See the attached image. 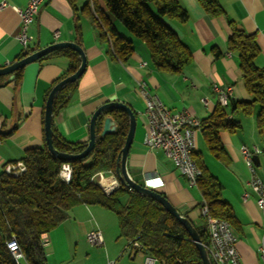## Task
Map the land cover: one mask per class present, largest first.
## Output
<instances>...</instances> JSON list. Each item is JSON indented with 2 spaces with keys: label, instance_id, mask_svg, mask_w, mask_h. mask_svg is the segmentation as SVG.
I'll return each instance as SVG.
<instances>
[{
  "label": "crops",
  "instance_id": "crops-1",
  "mask_svg": "<svg viewBox=\"0 0 264 264\" xmlns=\"http://www.w3.org/2000/svg\"><path fill=\"white\" fill-rule=\"evenodd\" d=\"M6 1L9 6L0 9V67L17 60L23 52L17 39L20 16L13 6L25 7L28 3V0ZM93 1L92 6L90 0H43L30 27L33 35L31 48L37 49L58 41H75L78 26L82 32L86 70L68 103L54 114V123L67 141L84 142L90 138V119L100 105L118 100L131 106L137 117L128 157L131 176L143 185L150 178L161 179L163 184L156 190L188 215L197 230H204L206 222L200 210L204 197L198 185L189 183L163 149L151 148L145 143L148 124L141 84L157 94L172 112L187 110L200 120L210 115L219 102L215 86L232 87L230 103L250 101L253 96L245 88L238 53L228 48L233 31L230 22L257 37L260 52L255 62L264 68V0H219L224 13L218 16L207 12L199 0H178L189 17L184 22L168 20V23L193 53L192 61L179 73L158 70L146 43L115 19L106 9L104 0ZM95 5L104 9L121 34L134 41L135 49L126 61L109 51L110 41L100 39L98 27L91 18ZM68 64L69 59L64 55L37 60L25 66L17 91L13 80L0 86V173L5 164L21 160L27 149L44 144V97L54 81L67 70ZM0 78V83H4L9 75ZM257 105L260 107L254 102L248 114L239 110L232 115L241 124L240 114L251 117L248 138H240L236 131H220L225 147L220 156L209 150L201 129L197 132V155L219 180L223 199L234 209L236 224L232 227L238 237L237 246L244 264H264L260 250L264 245V213L257 205L258 194L249 183L251 173L241 151L243 145L259 148L260 151L254 154V163L258 175L264 180V125L260 130L257 122L260 108L258 111ZM95 228L103 232L104 244L101 246L116 243L115 252L109 250L107 258L104 257L99 264L119 260L128 240L120 238L115 213L98 204L75 206L64 221L43 234L47 258L51 251L56 263H63L69 259L74 244L84 242L87 234ZM137 254L131 256L132 259Z\"/></svg>",
  "mask_w": 264,
  "mask_h": 264
},
{
  "label": "trees",
  "instance_id": "trees-1",
  "mask_svg": "<svg viewBox=\"0 0 264 264\" xmlns=\"http://www.w3.org/2000/svg\"><path fill=\"white\" fill-rule=\"evenodd\" d=\"M199 2L214 16L224 13L219 0ZM104 3L115 19L146 43L151 60L158 70L179 73L192 61L191 49L168 23V20L184 22L189 17L188 11L178 0H104ZM91 18L98 27L100 39L110 41L109 51L126 61L135 49L134 41L118 31L104 9L95 5ZM230 23L233 31L228 39V48L238 53L245 88L253 97L250 101L229 102L227 105L218 102L212 113L201 120L203 137L209 150L216 156L225 151L220 131L235 132L242 126L241 121L232 116L237 111L248 114L251 112V105L259 103L257 122L260 130L264 125V68L255 62L260 44L254 34L246 33L232 21ZM81 37L82 32L78 26L75 42L80 45ZM35 50L37 48L23 50L17 60ZM58 55L68 57V68L48 89L44 101H47L53 86L75 72L81 63L80 53L69 47L52 51L38 60L44 61ZM24 68L25 66L14 72L16 91L20 88ZM77 87L78 81H75L59 91L53 104L54 114L68 103ZM107 114L115 120L117 128L100 137ZM129 127V115L122 109L113 108L100 114L94 150L84 158L68 161L73 166L69 182L59 175L65 161L51 153L46 143L45 131L44 144L27 149L21 159L26 164L24 172L10 175L3 170L0 173V264H16L7 246L12 238L18 241L30 264H48L43 234L56 228L69 211L79 204H98L113 211L120 237L126 238L128 244L139 241L142 247L136 251L152 255L160 264H204L189 231L156 199L130 189L122 182L119 189L106 194L94 182L93 177L101 171L116 173L117 159L125 144ZM52 128L53 143L57 150L78 153L86 148L88 141L70 142L64 139L54 120ZM198 153L195 151L194 154L202 168L198 187L208 202L210 212L236 224L233 207L222 197L221 183L210 173ZM198 231L202 242L207 244V229Z\"/></svg>",
  "mask_w": 264,
  "mask_h": 264
},
{
  "label": "built area",
  "instance_id": "built-area-1",
  "mask_svg": "<svg viewBox=\"0 0 264 264\" xmlns=\"http://www.w3.org/2000/svg\"><path fill=\"white\" fill-rule=\"evenodd\" d=\"M42 2L43 0H28L25 7L13 6L20 16V30L17 34V39L22 45L23 50H29L31 48L30 43L33 40V35L30 33V27L39 13ZM7 6H9V3L6 0L0 1V9ZM141 87L146 99L145 114L148 124V136L145 143L151 148L163 149L191 184L194 165H199L192 163L191 154H195L197 148V132L201 128V120L187 110L172 112L157 94L151 93L148 90L144 83L141 84ZM215 90L217 91L220 103L227 105L229 97L232 94V87L220 88L215 86ZM241 151L250 169L251 177L249 183L258 194L256 200L257 205L264 213V180L258 175L254 163V154H257L260 150L256 146L251 149L243 145ZM3 170L10 175H19L26 170V164L24 161L18 160L5 164ZM72 173V164L68 161L63 162L59 171L60 177L66 182H69L72 178ZM93 180L106 194L116 191L121 185L120 180L113 171H101L93 177ZM162 184L163 181L161 179L150 178L146 181L145 186L156 189L162 186ZM202 203L203 201H201V214L205 219L207 232L211 236H214V244H205L209 256L211 248H218L221 254L222 264H232V259H239L241 264H244L241 252L237 246L238 237L232 227V223L231 228H224L223 221H220V228H215V231H208V223H210V220H208L202 211ZM87 240L93 245H103L104 238L102 230L100 228L91 230L87 234ZM7 246L16 264H30L15 238L10 239L7 242ZM141 247L140 242L135 240L129 242L126 250L130 256H133L137 254L136 249ZM260 250L264 262V245H262ZM211 262L213 264V261ZM144 263L156 264L157 260L152 255L145 254ZM106 264H117V261L109 260Z\"/></svg>",
  "mask_w": 264,
  "mask_h": 264
},
{
  "label": "water",
  "instance_id": "water-1",
  "mask_svg": "<svg viewBox=\"0 0 264 264\" xmlns=\"http://www.w3.org/2000/svg\"><path fill=\"white\" fill-rule=\"evenodd\" d=\"M66 47L72 48L80 53L81 63L75 72L64 77L53 86L47 98L45 105V138H46L47 146L51 151V153L64 161H70L73 159L84 158L88 156L94 150L96 145V139H97L96 128H97V120L99 115L113 108H118L126 111L127 114L129 115L130 127L125 140V144L122 147L121 153L117 159L116 175L118 179L120 180V182L124 183L130 189H133L143 195L151 196L152 198L160 202L189 231L193 241L196 243L200 251V255L202 257L203 263L212 264L208 250L205 244L202 242L199 231L194 226L192 221L186 215H184L175 205H173L170 202V200L166 196H164L161 192L139 183L131 176L128 169V157L137 125V117L131 106H129L125 102L118 100L108 101L100 105L91 116L90 124H89L90 138L87 142L86 148L83 151L78 153H68V152L59 151L55 148L53 143V128H52L53 120H54L53 104L55 97L57 96L59 91L69 83L78 81L86 70V66H87L86 52L80 44L76 43L75 41L54 42L45 47L39 48L31 53H28L24 58L20 60H15L9 64H6L5 66L0 67V76L9 75V78L4 83H0V86L11 82L15 77L14 72L17 69L24 67L31 62L37 61L38 59H40L41 57L45 56L46 54L52 51ZM116 128L117 125L115 120L112 118V116L110 115L105 116L103 122V129L101 131L100 137L104 136L109 132L115 131ZM254 159L256 160V157H254Z\"/></svg>",
  "mask_w": 264,
  "mask_h": 264
},
{
  "label": "rangeland",
  "instance_id": "rangeland-1",
  "mask_svg": "<svg viewBox=\"0 0 264 264\" xmlns=\"http://www.w3.org/2000/svg\"><path fill=\"white\" fill-rule=\"evenodd\" d=\"M259 105H257V110L259 111ZM242 113V112H241ZM242 117V126L236 131V134H239V137L242 139L248 138L250 136V116L245 114H240ZM87 237V236H86ZM119 238V237H118ZM124 238V237H120ZM116 243L113 241L111 246H97L91 244L87 239L83 242L81 241L78 244H74L72 247L71 253H69V259L64 260L63 263L60 264H99L105 258H107L109 250L111 253L115 252ZM75 249L77 253L75 254ZM48 259L50 264H57L54 254L49 251ZM117 264H144L145 255L142 253H138L136 258L132 259L129 255L128 251L125 249L122 253V256L117 260ZM156 264H160L157 262Z\"/></svg>",
  "mask_w": 264,
  "mask_h": 264
},
{
  "label": "bare ground",
  "instance_id": "bare-ground-1",
  "mask_svg": "<svg viewBox=\"0 0 264 264\" xmlns=\"http://www.w3.org/2000/svg\"><path fill=\"white\" fill-rule=\"evenodd\" d=\"M90 4H94L93 0H90ZM220 102V100H219ZM191 161L193 164H199L195 158L194 154H191ZM202 175V168L200 165H194L193 170V177L191 179V185H198V179ZM202 203V211L204 212L205 216L210 220V223H208V231H215V228H220V221H223L224 228H231V222L227 219L216 217L214 216L209 209L208 202L205 198H203ZM209 235V240L207 244H214V236ZM210 259L213 261V264H222L221 261V254L218 251V248H211L210 250ZM232 264H241V261L239 259H232Z\"/></svg>",
  "mask_w": 264,
  "mask_h": 264
}]
</instances>
